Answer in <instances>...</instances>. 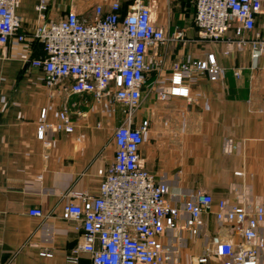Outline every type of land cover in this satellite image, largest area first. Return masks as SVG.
I'll use <instances>...</instances> for the list:
<instances>
[{"label": "crops", "instance_id": "1", "mask_svg": "<svg viewBox=\"0 0 264 264\" xmlns=\"http://www.w3.org/2000/svg\"><path fill=\"white\" fill-rule=\"evenodd\" d=\"M136 1L52 0L50 17L60 20L73 11L92 19L96 7L107 14L113 2L123 17ZM138 1L151 8L155 25L167 37L182 34L181 40L150 50V63L159 62L160 68L146 76L134 114L135 126L149 122L139 148L143 167L168 186V203L181 210L178 228L166 229L159 239L167 254L162 264H221L213 256L212 239L236 242L238 237L228 224L215 220L216 205L203 215L196 235L184 228L188 216L182 209L197 192L229 205L264 206V54L253 66L248 47L224 56L225 43L198 40L194 0ZM36 3L18 0L16 14L28 34L35 29ZM259 20L264 22V15ZM208 54L223 68L217 81L203 73L189 83L190 102L160 100L173 62L205 60ZM41 56L38 44L14 38L0 53V264H92L88 253H74L82 231L62 215L69 201L80 203L74 195L98 196L101 173L116 149L113 132L124 122L122 106L70 94L67 83L47 88L43 72L31 65ZM63 108L72 132L53 128L44 141L38 140L37 126L55 125ZM33 209L43 217L30 216Z\"/></svg>", "mask_w": 264, "mask_h": 264}, {"label": "built area", "instance_id": "2", "mask_svg": "<svg viewBox=\"0 0 264 264\" xmlns=\"http://www.w3.org/2000/svg\"><path fill=\"white\" fill-rule=\"evenodd\" d=\"M51 2L37 0L35 29L28 34L16 14L18 0H0V53L13 38L19 43L35 42L42 56L31 60V65L43 72L47 88L67 83L68 93L90 95L98 103L120 104L124 115V122L113 132L116 149L112 163L101 173L98 196L76 194L74 198L80 203L69 201L64 207L63 220L78 223L82 231L74 253H88L92 264H162L167 254L159 239L166 229L178 228L181 210L168 203V186L157 182L143 167L139 148L149 122L143 120L135 126L134 114L140 106L146 76L160 68L159 62L150 63V50L181 40L182 34L167 37L155 25L151 8L138 0L123 17L119 4L113 2L107 14L96 7L92 19L68 11L60 20L50 17ZM194 6L198 40L225 43L224 56L248 47L256 65L264 54V28L262 33L256 30L257 20L264 15V0H194ZM222 72L214 54H208L205 60L173 62L167 92L160 94V100L176 97L190 102L189 83L203 73L215 82ZM234 75L239 77L237 72ZM40 117L44 119L45 110ZM53 128L72 132L66 108L58 112L55 125L41 122L36 138L44 141L46 132ZM213 205L217 208L215 220L228 224L238 237L236 242L213 238V256L221 264H264V206L229 205L197 192L182 209L188 216L184 228L191 235L201 229L203 215L209 214ZM29 215L43 217L39 209Z\"/></svg>", "mask_w": 264, "mask_h": 264}, {"label": "rangeland", "instance_id": "3", "mask_svg": "<svg viewBox=\"0 0 264 264\" xmlns=\"http://www.w3.org/2000/svg\"><path fill=\"white\" fill-rule=\"evenodd\" d=\"M264 22L259 20L257 23H256V30L257 31H260L262 29V26H263Z\"/></svg>", "mask_w": 264, "mask_h": 264}, {"label": "water", "instance_id": "4", "mask_svg": "<svg viewBox=\"0 0 264 264\" xmlns=\"http://www.w3.org/2000/svg\"><path fill=\"white\" fill-rule=\"evenodd\" d=\"M29 63V62H28Z\"/></svg>", "mask_w": 264, "mask_h": 264}]
</instances>
